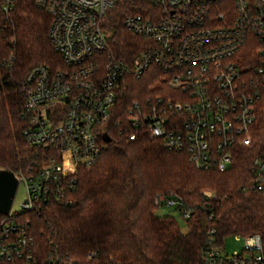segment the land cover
<instances>
[{
    "label": "built area",
    "instance_id": "obj_1",
    "mask_svg": "<svg viewBox=\"0 0 264 264\" xmlns=\"http://www.w3.org/2000/svg\"><path fill=\"white\" fill-rule=\"evenodd\" d=\"M34 1L51 16L49 38L64 66L36 65L22 83L23 135L32 148L31 163L17 172L18 188L26 192L22 211L70 201L78 170L97 160L107 143L104 133L122 124L131 77H156L154 94L126 109L122 129L131 140L146 133L185 151L197 168L219 171L231 166L236 148L255 146L264 97V0H147L152 15L123 19L146 42L131 60L113 53L104 27L114 0ZM13 5L2 0L5 12ZM251 173L242 189L263 191L264 145L252 158ZM155 202L184 220L193 212L166 194ZM21 212L12 206L0 215V264H80L57 251L38 256ZM215 233L210 229L204 242V264H264L259 234H237L244 248L228 254Z\"/></svg>",
    "mask_w": 264,
    "mask_h": 264
},
{
    "label": "trees",
    "instance_id": "obj_2",
    "mask_svg": "<svg viewBox=\"0 0 264 264\" xmlns=\"http://www.w3.org/2000/svg\"><path fill=\"white\" fill-rule=\"evenodd\" d=\"M151 12L147 0H114L104 27L115 55L131 60L146 43L124 27V17ZM50 23V14L34 0H14L9 12L0 0V165L16 172L32 158L23 135L22 83L36 65L64 66L49 38ZM253 48L248 45L245 52ZM155 81L150 73L130 78L122 124L110 127L111 141L97 160L78 170L69 202L19 213L38 256L57 251L80 264H204L203 246L212 228L220 242L237 234H259L264 241V190L242 189L252 177V158L264 145V97L253 130L256 145L236 148L225 171L200 169L185 151L168 148L162 139L139 133L131 140L122 129L128 106L153 95L156 89L150 85ZM205 189L215 190L217 197L205 198ZM158 194L173 196L193 210L185 220L187 232L175 217L156 214Z\"/></svg>",
    "mask_w": 264,
    "mask_h": 264
},
{
    "label": "rangeland",
    "instance_id": "obj_3",
    "mask_svg": "<svg viewBox=\"0 0 264 264\" xmlns=\"http://www.w3.org/2000/svg\"><path fill=\"white\" fill-rule=\"evenodd\" d=\"M155 84L156 83H153L150 85L151 90L156 89L154 86ZM254 142L256 143L255 138H254ZM203 195L207 199H215L217 197V192L212 189H205L203 191ZM25 197H26L25 188L23 185H20L17 190L15 199H14L13 211H16V212L22 211L21 204L24 201ZM156 214L158 216L170 215V216L175 217L179 225L181 226L182 231L187 232L188 228H187L186 222L181 217L180 213L176 209L166 206V207L159 208ZM218 242L221 243L220 241ZM222 244L224 245L225 252L228 254H231V253H234L235 251H241L244 248V238L238 235H230L223 239Z\"/></svg>",
    "mask_w": 264,
    "mask_h": 264
},
{
    "label": "water",
    "instance_id": "obj_4",
    "mask_svg": "<svg viewBox=\"0 0 264 264\" xmlns=\"http://www.w3.org/2000/svg\"><path fill=\"white\" fill-rule=\"evenodd\" d=\"M103 139L111 141L108 133H104ZM19 174L10 167L0 165V215L10 213L18 190Z\"/></svg>",
    "mask_w": 264,
    "mask_h": 264
}]
</instances>
